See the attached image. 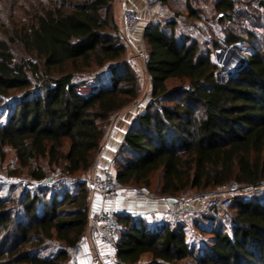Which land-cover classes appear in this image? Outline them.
Returning a JSON list of instances; mask_svg holds the SVG:
<instances>
[{
    "label": "trees",
    "instance_id": "trees-1",
    "mask_svg": "<svg viewBox=\"0 0 264 264\" xmlns=\"http://www.w3.org/2000/svg\"><path fill=\"white\" fill-rule=\"evenodd\" d=\"M252 1L264 12V0ZM117 5L31 0L27 16L1 31L0 155L3 160L7 147L14 150V176L91 173L115 117L138 101L141 82L128 62ZM240 5H214L222 37L206 38L197 26L202 11L189 2L182 23L172 12L146 26L151 99L115 154V172L122 188L170 202L195 200L232 183L253 192L233 202L224 217L173 223L117 215L121 264H264V38L232 26L246 11ZM238 43L249 55L220 82L212 55ZM95 74L99 89L78 95V81ZM91 191L85 184L0 185V264H69L89 228ZM190 223L209 236L200 249L187 241Z\"/></svg>",
    "mask_w": 264,
    "mask_h": 264
},
{
    "label": "built area",
    "instance_id": "built-area-1",
    "mask_svg": "<svg viewBox=\"0 0 264 264\" xmlns=\"http://www.w3.org/2000/svg\"><path fill=\"white\" fill-rule=\"evenodd\" d=\"M143 2L145 10L151 16H153L154 13H168L163 0H144ZM121 9L122 33H136L140 24L139 12L130 8L126 1L121 3ZM152 21L153 18H151L149 22L151 23ZM140 41L142 50L135 60L142 61L146 70L148 54L145 50L143 35ZM240 44L241 43H238L235 46H239ZM129 64H131V61H129ZM99 87V84L89 79L79 82L76 92L82 97H87L95 93ZM144 110L145 107L143 111ZM117 132L118 131L113 128L109 138L115 139ZM8 182H11V179H8ZM14 184L24 185L25 182L14 181ZM31 184L34 186L59 189L85 184L100 195L102 206L90 223L92 251L86 248L85 243L80 242L73 247L69 264H83L85 258H90L89 264H121L116 258L115 246L120 237L123 225L119 221L116 211L109 210L106 207L107 203L117 204L128 195L117 180L115 156L109 159L106 165L99 171H92L91 173L83 174L81 177L69 175L60 177L46 176L41 180L32 181ZM246 190H252V188L242 189L239 184L232 183L230 187L226 189H220L212 194L202 195L195 200H175L170 202L166 209H160L158 207L149 212L134 211L126 214L131 218L142 217L148 221L169 219V221L173 223H188L191 219H198L203 216L224 217L233 202L243 200L246 197L243 193ZM133 195L136 205H138L142 199L149 198L141 189L133 190ZM152 200L157 203L159 201L157 199Z\"/></svg>",
    "mask_w": 264,
    "mask_h": 264
},
{
    "label": "rangeland",
    "instance_id": "rangeland-1",
    "mask_svg": "<svg viewBox=\"0 0 264 264\" xmlns=\"http://www.w3.org/2000/svg\"><path fill=\"white\" fill-rule=\"evenodd\" d=\"M189 3H191L196 9L202 11L200 15H202V20L197 23V26L201 29L203 33H205L206 38L209 39V34H212L214 37H222L223 35L219 32L220 26L218 25V20L222 18V15L218 16V13L214 10V5L218 0H187ZM31 0H0V34L2 30H8L12 29L14 27V22L17 18H25L27 16V13L29 12ZM240 2L244 5H240L239 9H246L242 12H239L236 17L233 18L232 26L235 27V29L239 30V32H247V31H253L255 32L259 37L264 38V12L263 9L257 5L255 1L252 0H240ZM184 5L185 0H179L176 4H172L171 6H166V9L168 10V13H154L153 16H151L149 13L147 15L148 24L150 23V19L153 18L152 22L157 21H165L167 17L172 12L178 13L181 15L182 19H179L182 23V20H185L186 12L184 11ZM242 7V8H241ZM115 19L117 20L118 24L120 25L122 29V9L120 5H117V8L115 7ZM147 24V25H148ZM228 24V23H227ZM124 35V33H123ZM232 50L235 51V53H232ZM220 51H223L222 55L219 54ZM247 55H249L248 48L245 44L241 43L239 46H237L236 49L231 47H225L222 45V48L216 50L213 55L212 59L217 65L219 66V71L217 73V79L220 82H225L231 73L236 71V67L242 66L243 63L240 62L239 56H241L245 61L247 59ZM131 61V64H129L137 73L140 78L141 87H142V94L139 97L138 101L135 105L127 108L122 113H120L117 117H115L114 121L119 118L120 115L128 117L127 120H130V118L134 119L135 116L142 113L145 105L150 101L151 99V80L150 77L147 75L146 70L144 68V64L142 61H138L134 63L131 59L128 58V62ZM98 74H95L92 77L84 78L79 80L78 82H82L85 80L97 79ZM177 82H174L170 85H177ZM142 106V107H140ZM114 127V122L111 125V127L106 132V135L104 137L103 141V147L105 146L106 140H109V135L112 132V128ZM101 149V150H102ZM101 151L96 156V164L100 161ZM16 157L15 152L13 149L7 147L5 149V158L2 160L0 155V185L5 184H14V181H24L25 184L21 186H33L31 183L34 180L29 179L25 175L21 176H14L13 172L16 168ZM86 174V173H83ZM83 174H79L77 177H81ZM48 176H64V174L57 170L56 172L50 173ZM8 179H11V182H8ZM155 184V182H154ZM230 187V186H229ZM124 189V188H123ZM141 189V188H137ZM262 191L264 190V187L261 188ZM126 191V194L130 193V189H124ZM142 190V189H141ZM9 191L8 187H4V192L7 193ZM133 191V190H132ZM145 192V194L148 196V193L145 190H142ZM253 191L252 190H246L244 195L249 196ZM240 194V193H239ZM119 208L117 210V214L122 213V203H119ZM186 233H187V241L191 246L196 247V249H200L206 242L209 240V236L204 234L201 229L197 226L192 225L191 223L187 225L186 227ZM150 257L145 256L143 258V263H147L149 261ZM193 261H183L180 264H192Z\"/></svg>",
    "mask_w": 264,
    "mask_h": 264
},
{
    "label": "crops",
    "instance_id": "crops-1",
    "mask_svg": "<svg viewBox=\"0 0 264 264\" xmlns=\"http://www.w3.org/2000/svg\"><path fill=\"white\" fill-rule=\"evenodd\" d=\"M123 1H126L128 3V6L134 10H137L139 12L140 16V24L139 29L136 33H124V37L127 41L128 46V58L133 60L134 63L138 62L139 60H135L140 51L142 50V44H141V36L143 35V32L148 24L147 15L148 12L145 10L144 0H118V5L121 6V3ZM179 0H167V3L170 5H174ZM183 1V0H182ZM188 3L187 0H185V4ZM136 117V116H135ZM128 117L120 115L117 120L114 121V127L118 132L115 137V139L106 140L104 148L101 150V156L100 161L96 164L93 171H99L102 167H104L107 163V161L115 156V154L118 152V150L121 148V144H123L125 135L128 131L129 126L135 119L127 120ZM112 128V129H113ZM125 196V195H124ZM90 212H89V222L91 223L94 216L97 214L99 209L102 206V199L100 195L95 193L93 190L90 194ZM122 203L121 214L131 213L134 211L139 212H149L152 210H155L156 208L160 209H166L170 201L168 200H159L158 203L156 201H153L150 198H144L142 199L138 205L135 204L134 201V195L133 191L128 193L127 196L124 197V199L120 200L117 204L114 203H107L106 207L109 210L116 211L119 206V203ZM119 215V214H118ZM90 224L87 231L86 236L82 240L83 243L86 244V248H88L89 251H92V243L90 238ZM92 253V252H91ZM90 258H85L83 260V264H89Z\"/></svg>",
    "mask_w": 264,
    "mask_h": 264
},
{
    "label": "water",
    "instance_id": "water-1",
    "mask_svg": "<svg viewBox=\"0 0 264 264\" xmlns=\"http://www.w3.org/2000/svg\"><path fill=\"white\" fill-rule=\"evenodd\" d=\"M233 48L236 49L237 46H233ZM222 52H223V51H220L219 54L222 55V54H223ZM232 53H235V51L232 50ZM239 59H240V62H242L243 64L245 63V60H244L241 56H239ZM242 66H243V65H242ZM242 66H238V67H236V71H237L238 69H240Z\"/></svg>",
    "mask_w": 264,
    "mask_h": 264
}]
</instances>
